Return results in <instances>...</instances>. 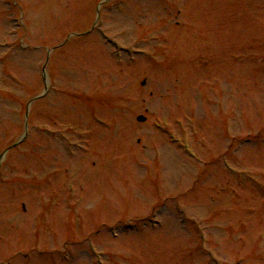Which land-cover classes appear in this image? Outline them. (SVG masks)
<instances>
[{"label": "rangeland", "instance_id": "rangeland-1", "mask_svg": "<svg viewBox=\"0 0 264 264\" xmlns=\"http://www.w3.org/2000/svg\"><path fill=\"white\" fill-rule=\"evenodd\" d=\"M9 147L0 264H264V0H0Z\"/></svg>", "mask_w": 264, "mask_h": 264}, {"label": "water", "instance_id": "water-1", "mask_svg": "<svg viewBox=\"0 0 264 264\" xmlns=\"http://www.w3.org/2000/svg\"><path fill=\"white\" fill-rule=\"evenodd\" d=\"M143 119L142 117L140 118V120Z\"/></svg>", "mask_w": 264, "mask_h": 264}]
</instances>
